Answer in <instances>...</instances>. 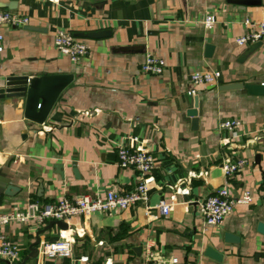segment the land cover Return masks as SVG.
<instances>
[{"label": "crops", "instance_id": "1", "mask_svg": "<svg viewBox=\"0 0 264 264\" xmlns=\"http://www.w3.org/2000/svg\"><path fill=\"white\" fill-rule=\"evenodd\" d=\"M259 1L0 0L12 4L0 10L29 18L18 28L0 25V94L8 76H73L43 124L25 119L21 102L0 98V175L7 178L0 186L14 187L12 195H0V214L22 211L31 201L42 205L62 196L130 190L138 174L117 165L121 145H142L154 160L144 203L71 216L65 230L53 226L40 241L65 236L72 255L39 264H264V233L257 230L264 223V201L256 197L264 187V96L218 88L264 80V36L242 61L249 45L235 43L247 32L243 20L260 17L264 0ZM209 14L215 22L205 28ZM58 29L88 45L84 58L72 62L54 47ZM104 29L109 34L103 38L76 36ZM206 44L212 46L209 57ZM146 53L163 59L161 73L140 70ZM206 70L220 73L217 85L188 95L190 75ZM193 96L202 111L194 127L185 117ZM228 119L240 122L235 135L219 130V122ZM236 158L247 164L232 176L228 190L233 197L248 190L253 200L235 206L221 224L206 225L196 202L223 185L221 164ZM161 200L170 204L166 215L156 209ZM46 223L8 222L3 231L18 244L20 257L0 264H22L36 230ZM225 234L239 240L226 243ZM208 247L220 261L205 256ZM82 255L88 261H79Z\"/></svg>", "mask_w": 264, "mask_h": 264}, {"label": "built area", "instance_id": "2", "mask_svg": "<svg viewBox=\"0 0 264 264\" xmlns=\"http://www.w3.org/2000/svg\"><path fill=\"white\" fill-rule=\"evenodd\" d=\"M29 18L7 10H0V25L4 24L12 28L27 25ZM215 22L212 14L206 15L203 26L210 28ZM247 32L235 39L236 45L248 46L255 43L264 36V6L258 19L245 18L243 20ZM53 45L61 53L65 54L72 62L84 58L89 51L88 45L77 39L73 33L66 29L56 30L53 36ZM1 50V46H0ZM164 69V61L151 53H146L140 70L147 74H159ZM220 73L214 70L195 71L190 75V87L188 95L195 94L196 90L203 85H217ZM264 85V80L262 83ZM240 122L237 119L222 120L219 122V130L227 131L235 135ZM133 141H138L133 138ZM117 165L122 168H132L138 174V181L128 191L115 192L106 190L102 196L79 195L75 197L62 196L54 203L39 205L37 202H29L22 211H15L7 214H0V259H5L9 263L16 261L20 257L18 244L9 240L3 228L8 222L16 221H36L39 225L45 224L49 220L67 221L71 216H89L95 212L110 214L128 207L144 203L147 196L148 176L154 169V160L149 151L142 145L135 148L128 145H121L116 150ZM247 164L245 158H236L232 161L226 160L221 164L224 177L223 185L215 189L213 193L196 202L197 210L203 217L206 225H219L224 217L230 213L237 205H247L253 200L250 191L243 190L233 197L228 190V184L232 176ZM264 201V187L256 196ZM156 209L162 215H166L170 210V204L161 200ZM72 255V242L65 236H58L54 240L40 241L37 245L36 259L38 264L45 258L56 256L70 257ZM79 261H88L87 255L79 257ZM173 261H176L174 258Z\"/></svg>", "mask_w": 264, "mask_h": 264}, {"label": "water", "instance_id": "3", "mask_svg": "<svg viewBox=\"0 0 264 264\" xmlns=\"http://www.w3.org/2000/svg\"><path fill=\"white\" fill-rule=\"evenodd\" d=\"M234 3L242 5H258L259 0H232ZM12 4L0 3V6H6L11 8ZM28 28V27H27ZM30 29H36L31 27ZM109 34L108 30H98L86 33H77L76 36L88 37V38H103ZM261 45V41L250 44L247 49L240 55L238 61L246 58L250 53H252L256 48ZM212 46L209 44L205 45V56L209 57L211 55ZM73 76L70 73H55V74H41L35 76H23L15 75L8 76L5 80L3 92L0 94V98H14L17 103L21 102L23 117L30 122L36 124H43L48 117L51 109L53 108L57 98L60 93L72 82ZM263 81V80H262ZM262 81L258 83H242L233 82L228 84H222L219 86V90H242L245 93L251 95H262L264 96V85L261 84ZM200 101L197 96L191 97L188 107L185 111V117L190 119L192 127L196 126L198 121V116L201 115ZM255 162H257V156H255ZM59 166V173L61 172V166ZM4 176L0 175V181L5 180ZM12 185L0 186V195L5 196L12 195L13 190ZM53 226L61 230L67 229V224L61 220H49L46 225L36 230L34 234V240L28 246L27 254L22 258V264L29 259H33L37 255V245L40 242L39 236L49 230ZM257 230L264 233V223L259 222L257 224ZM237 236L231 234H225L223 241L226 243H234L239 240ZM205 256L220 261L221 255L217 253L214 249L208 247L205 251ZM8 262V261H6Z\"/></svg>", "mask_w": 264, "mask_h": 264}]
</instances>
